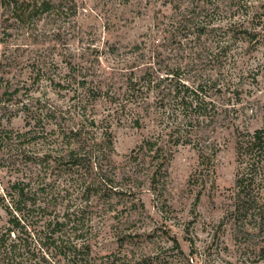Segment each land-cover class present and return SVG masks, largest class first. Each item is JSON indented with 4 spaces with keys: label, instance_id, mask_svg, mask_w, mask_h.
Listing matches in <instances>:
<instances>
[{
    "label": "trees",
    "instance_id": "16d2710c",
    "mask_svg": "<svg viewBox=\"0 0 264 264\" xmlns=\"http://www.w3.org/2000/svg\"><path fill=\"white\" fill-rule=\"evenodd\" d=\"M146 3L159 4L154 25L132 44L107 42L102 48L96 32L87 31L78 19L85 7L77 0H0V46L5 45L0 69L10 75L18 67L17 42H54L26 54V66L32 85L48 83L62 99L54 101L46 91L34 96L16 76H0V102L7 101L0 107L14 114L18 95L27 97L21 106L24 130L0 128V169L10 176L0 189V208L7 217L0 226V264L146 261L95 255L89 236L107 215L119 219L140 203L136 169L120 175L115 160L112 127L122 121L153 128L130 161L138 162L141 154L151 157L155 193L176 148L192 146L199 165L212 168L218 130L233 128L237 167L227 217L240 236L237 241H251L258 260L264 261V126L250 131L236 124L246 108H238L228 95L233 91L239 98L232 81L217 77V65L230 67L234 61L236 36L256 39L258 33L249 31L247 19H235L230 12L234 3L224 8L223 0ZM168 10L170 15L162 14ZM224 19L228 21L222 24ZM126 199L130 206L120 210ZM95 216L102 221L95 222Z\"/></svg>",
    "mask_w": 264,
    "mask_h": 264
},
{
    "label": "rangeland",
    "instance_id": "374dc122",
    "mask_svg": "<svg viewBox=\"0 0 264 264\" xmlns=\"http://www.w3.org/2000/svg\"><path fill=\"white\" fill-rule=\"evenodd\" d=\"M77 1L79 5L83 1L80 6L85 7L80 9L78 19L88 28L87 31L96 32L97 43L102 48L107 42L127 45L138 41L154 25L155 14L159 9V4L150 6L146 0H129V3H122L123 0ZM223 2L224 8L234 3L230 12H235V19H247L249 31L258 33L256 39L247 40L242 34L237 35L232 53L236 54L234 61L230 67L217 65V77L221 76L225 82L231 80L232 89L239 93V98L236 99L233 91L228 95L234 98L233 102L238 108H246L236 124L254 131L264 126V0ZM239 2L244 7L241 3V7L238 6ZM162 14L170 15L169 10ZM227 21L224 19L222 24ZM17 43L21 47L18 67L12 69L10 75L4 74V68H1L0 76L4 74L6 78H11L14 75L19 85L27 84V89L34 96H42L46 91L49 98L60 102L62 99L48 83L32 85L33 78L26 66L29 59L26 54L50 48L54 42ZM3 51L5 45L0 46V56H3ZM56 53L55 58L61 64L62 57L58 51ZM3 91L4 85L0 84V99ZM20 97L18 95L12 103V109L18 110L15 115L7 107H0V128L24 130L25 115L21 106L27 97ZM5 103V99L0 102L2 105ZM97 110L103 112L101 107ZM8 117H13L11 122ZM152 130L149 124L144 129L134 128L125 121L120 125L116 122L113 124L117 152L115 160L119 173L122 175L126 170L136 169L133 177L140 182V190L136 195L140 203L136 211L127 212L125 209L127 213L120 215L119 219L113 218V214L107 215L100 229H96L98 232H90L94 254L104 256L116 253L124 260H142L144 257L146 261L142 264H264V261L258 260L257 250L250 247L253 246L251 241L245 242L243 238L239 239L242 243L237 241L236 236H240L233 232L232 222L227 217L237 167L233 128L218 130L217 152L211 161L212 168H209L210 165H199L198 153L192 146L176 148L161 170L160 174L165 177L158 185L157 193L153 191L154 185L151 183L152 175L156 172L151 157L141 154L138 162L130 161L133 149L149 137ZM197 178L200 180L196 181ZM9 179L10 176L0 169V189ZM126 200L127 205H119L120 210L130 206V199ZM94 218L95 222L102 221L98 216ZM6 219L5 211L0 208V226Z\"/></svg>",
    "mask_w": 264,
    "mask_h": 264
}]
</instances>
